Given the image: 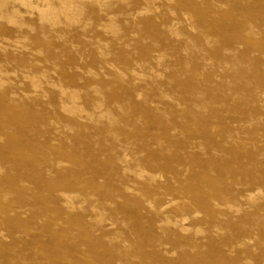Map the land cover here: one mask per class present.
I'll return each mask as SVG.
<instances>
[{
  "label": "rangeland",
  "instance_id": "obj_1",
  "mask_svg": "<svg viewBox=\"0 0 264 264\" xmlns=\"http://www.w3.org/2000/svg\"><path fill=\"white\" fill-rule=\"evenodd\" d=\"M0 264H264V0H0Z\"/></svg>",
  "mask_w": 264,
  "mask_h": 264
},
{
  "label": "bare ground",
  "instance_id": "obj_2",
  "mask_svg": "<svg viewBox=\"0 0 264 264\" xmlns=\"http://www.w3.org/2000/svg\"><path fill=\"white\" fill-rule=\"evenodd\" d=\"M46 14H49V13H46ZM140 171H141V170H140ZM141 176H142V175H141ZM157 177H158V176H157ZM138 178H139V177H138ZM140 180H142V179H140ZM130 192H131V191H130ZM62 195H63V194H62ZM251 198H252V197H251ZM251 198H250V199H251ZM253 198H254V195H253ZM253 198H252V199H253ZM91 200H92V198H91ZM69 203H72V202H69ZM175 204H176V203H175ZM71 205H72V204H71ZM173 205H174V204H173ZM152 207H153V206H152ZM192 207H193V206H192ZM229 207H230V206H229ZM229 207H228V208H229ZM165 208L167 209V207H165ZM231 209H232V208H231ZM231 209H229V210H231ZM238 215H239V214H238ZM197 216H200V215H199V214L195 215V217H197ZM200 217H201V216H200ZM186 219H187V218H186ZM175 220H177V219H175ZM185 221H187V220H185ZM188 221H189V220H188ZM183 224H184V223H183ZM183 224H182V225H183ZM175 228H176V227H175ZM200 230H201V229H200ZM180 231H181V230H180ZM182 232H183V231H182ZM183 233H185V230H184ZM186 233H187V232H186Z\"/></svg>",
  "mask_w": 264,
  "mask_h": 264
}]
</instances>
